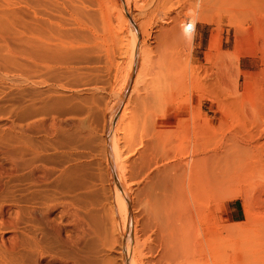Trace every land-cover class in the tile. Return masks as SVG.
Instances as JSON below:
<instances>
[{
  "label": "bare ground",
  "instance_id": "6f19581e",
  "mask_svg": "<svg viewBox=\"0 0 264 264\" xmlns=\"http://www.w3.org/2000/svg\"><path fill=\"white\" fill-rule=\"evenodd\" d=\"M105 1L114 0H94L98 10L101 9L102 23L99 22V27L102 33H98L96 28L99 27H96L95 23L96 26L89 25L91 19L89 24L84 26L83 22L81 26L84 29L86 27V31L89 29L93 36L94 33L100 35L99 41L107 42L108 47L103 53L111 54L113 62L116 54L128 59L129 67L121 78L119 76L121 80H118L122 84L120 91L118 90L117 102L109 116L112 119L117 115L120 105L128 95L132 76L136 71L133 89L131 88V94L128 96L135 101L134 117L141 123L143 132H146L144 127H148L146 135L149 134L144 135L147 137L146 140H142L143 136L140 138V134L137 135L139 139L136 136L138 141L134 138L136 131L130 129L132 116L131 119L128 118L131 123L126 124L127 128L122 127L124 136L121 140L124 139L123 148L126 154L120 149V138L112 136V150L108 147L110 143L106 144L105 152L108 153L106 169L114 173V159L110 153L113 151L117 161L115 169L120 176L119 181H113L115 198L119 207L121 206V217L120 221L118 220L119 235H115L114 230L108 228L106 209L109 210V207L97 200L98 192L92 181V172L88 170L87 158L79 153L80 149L82 152L90 147L95 125L93 127L90 125L91 129L85 121L61 120L58 114L50 118V123L43 118L40 120L29 117L32 113L30 109L40 104L37 103L36 97H40L37 96V92L36 99L31 98L28 100L29 105H22L23 112L21 111L20 116L23 121L9 123L11 124L8 126L9 131L0 136V264H241V261L245 260L247 264H264V245L252 252L241 253L235 227L225 225V233H222L218 217L213 215L214 209L209 208L216 205L220 197L225 196L227 199L233 197L227 192V186L233 177L240 175L244 170L262 168L264 164L262 160L254 161L251 160V156L249 157L254 143L253 145L252 142H248V145L234 143L231 146L209 148L212 145L209 140L207 141L209 144L206 142L207 145H204L201 143L203 141H198L196 137L198 142L194 143L189 153L179 151L174 154L170 148L174 146L176 139L174 140L175 135L172 136L168 130L170 115L168 114L166 121L165 113L171 109L176 117L179 108L185 106L179 105L175 108L174 102L180 95L182 87L180 78L184 79L182 74L188 73L191 78L196 76L197 61L190 42L195 22H205L206 12L196 15L188 8L193 12L191 15L189 11V15L188 11L183 14L182 9L173 10L175 2L179 0H125L127 7L132 8L124 11L126 13L122 27H125L126 37L123 35L122 37L121 32H117L107 18L109 11L107 12ZM192 1L206 10L211 0H188L187 5L191 6ZM124 4H121L123 10ZM231 5L240 14H249L254 24L259 20L257 14L263 10L264 0H235ZM80 6H83V3ZM74 8L70 11L74 12ZM77 23L75 22V26ZM149 23H152V26ZM148 26L154 30L148 31ZM55 37H52L55 41L48 47L50 51L57 52L59 49L61 51L60 55L58 54L59 59L62 58L63 61L62 56L68 41L66 39L65 42L62 36L54 39ZM39 42L40 40L37 43ZM43 44L48 43L43 41ZM43 44L41 46H45ZM67 49L70 50L66 48V51ZM184 50H187V53ZM24 53L23 55L27 54ZM54 53L55 51L53 55ZM114 63L115 71L112 68L106 70L107 80L111 77L115 79L116 72L120 71L116 61ZM238 67L240 68V64ZM239 72L244 77L248 74L240 69ZM22 75L16 79L20 90L23 91L28 86L38 83L29 75ZM139 78L143 82L140 88ZM53 89L49 91L55 90L57 93L56 89ZM201 91L204 90L199 92ZM189 94L191 96V93ZM58 95L51 92L41 95L39 102L43 104V112L62 108L63 96ZM186 98L182 102L187 103ZM67 101H70V98ZM132 112L130 113L133 114ZM48 114L49 118L50 113ZM124 114L122 118H125ZM175 117L173 120L178 118ZM133 127L132 125L131 128ZM194 134L196 136L197 132ZM123 183L126 184V188L132 183L137 184L135 191L140 197L139 213L133 212L134 201L129 199ZM111 205L109 206L112 211ZM11 212H14L12 217Z\"/></svg>",
  "mask_w": 264,
  "mask_h": 264
},
{
  "label": "rangeland",
  "instance_id": "374dc122",
  "mask_svg": "<svg viewBox=\"0 0 264 264\" xmlns=\"http://www.w3.org/2000/svg\"><path fill=\"white\" fill-rule=\"evenodd\" d=\"M30 1L31 0H0V136L9 131L8 126L12 123L23 121L20 116L23 112L22 105H29L28 100L31 98H37V103L40 104H38V107L36 104V110H34L35 107L30 109L32 113L30 112L31 114L29 117L31 116L34 117V119L40 120L43 118L47 123H50L51 119L58 114L60 115L59 118H61V120L85 121L89 127L95 125L92 130V134L94 135L91 134L93 139L90 142V147L88 149L85 148L82 152L80 149L79 153L85 155L87 158L88 170L92 172V181L98 192L97 200L101 203L104 202V204L109 207V210L106 209L108 228L114 230L115 235H119L120 223L118 220L120 221L121 217V206L119 207L117 199L115 198L116 191L113 187V181H119L120 176H118L119 173L116 171L117 169H115L117 168V161L114 158V153L113 151H110L112 150V136L114 138H120V149H122L124 153L126 151L124 149V139L121 140L124 136L122 133V127L127 128L128 125L126 124L131 123L132 121L131 126L133 125L134 127L131 128L130 126V129L134 130V132L136 131V134L134 135L136 140L138 134H140V138L143 136L142 140H146L147 137H144V135L148 132V127L146 125H143L146 126V128L144 127L146 132H143L141 123L134 117L135 101L129 99L128 96L131 94V88L133 89V79H135L136 71L132 76V86L130 85L128 95L124 98L123 104L120 105L117 115L110 119L109 115L111 109L117 102V94L120 91L122 84V82L120 83L119 81L121 80L119 79V76L120 78L122 77L126 69H128L129 64L126 57L116 54L114 62L116 61V64L119 65L118 68H120V71L116 72L115 79H113L114 77H111L110 80L106 79V70L108 68L115 69V63L112 61L113 58H111V54H108L109 57L107 54L103 53L105 48L108 47V44L107 42L99 41L101 37L100 35L97 36V34L94 33L95 36H93V33L89 29L86 31V27L84 29V27L81 26L83 22V25L85 26V24H89L92 20L89 25H97L96 27H99L102 23V18L100 17L101 9L99 8L98 10L94 0H84V2L83 0H64V2H62V0ZM187 1L188 0H179L178 2H175L176 4H174L173 10H175V8H177L176 10L182 9V13L188 11L187 14L192 10L196 15L205 11L206 21L195 22V29L192 33V39L190 42L191 50L193 49L194 57L197 61L196 76L191 78L188 73L182 74L184 79L180 78V81L182 82V87L179 93L180 95L177 96V100L174 102V105L176 104L174 106L175 108L179 105L182 107L185 106L182 109L181 107H178L179 112L177 114L178 116H176L178 118L174 116V111L171 109H168L165 113L166 119L170 115V125L168 130L173 134L172 136L175 135L177 137H173L174 140H176L174 146L171 142L173 147L170 148H172L174 154L179 153V151L189 153V150L194 147V143L197 141L196 137L199 139L198 141H203L201 143H204V145H207L206 142L209 140L208 142L213 145L209 148L231 146V144L234 143H247L248 145V142H252L251 145H253V143L254 145L250 149L252 151H250L251 154L249 157H252L251 160L255 161L256 159H259L264 162V8L257 14L259 20L252 24L253 21L249 14H240L232 7L231 3L235 0H211L210 4L207 6L208 10L199 7L194 1H192L191 6L187 5ZM74 2L78 3L74 4ZM81 2L83 3V6H80L82 4ZM105 2L108 7L107 12L109 11L107 18H109L117 32H121V36L123 35L126 37L125 27H122L124 26L123 19L126 13L124 11H129V8L132 7H127L125 0ZM122 3H125V10H123ZM68 4H71L73 7L71 5L67 6ZM34 5L37 6L34 7ZM74 6L76 8H74ZM71 8H74V12L70 11ZM192 11H190L191 15L193 13ZM75 22H78L79 24H77L80 26L77 24L75 26ZM149 25L152 26V23H149ZM151 26L147 27L148 31L154 30V24L153 27ZM96 29L99 34L102 33L100 27ZM185 33L187 34L186 31ZM53 36H57L54 39L62 36L65 42L68 41L65 46H67L66 48H70V50L67 49L66 51L65 48L64 55L61 54L63 55L62 57H64L63 61H61L62 58L59 59V53H61L59 49L60 52L57 50V53L56 50H54L55 53L53 55L54 51H50L48 47L55 41L52 39ZM49 37L51 39H49ZM36 38L38 41L40 40L39 43L43 44V41L44 43H48L43 44L47 46H41L42 44L40 45L37 43L38 41L36 42ZM46 39L49 41L47 42ZM99 49L102 52L99 51ZM27 50H29V55ZM184 51L187 53V50ZM23 53L27 56L23 55ZM239 64L240 68L238 67ZM45 65L46 67L48 66L47 69ZM239 69L240 71L248 72L247 76H242ZM22 74H25L26 76L29 75V77L35 79V83H38L33 84L32 86L30 85L31 87L28 86L24 89L25 91L20 90L21 88L17 84L16 79L18 80V77ZM186 78H188L187 81ZM46 79H48V81H46ZM52 79H55L56 81L54 80L53 82ZM116 79H119V82H115ZM140 79L141 78H139V80ZM139 80L138 83L140 85L137 83V86L139 85L138 87L140 88L142 87V80H140V82ZM183 80L185 82H183ZM195 83L196 85H194ZM16 85L18 86L16 87ZM53 88L56 89L57 93H55ZM190 88H192L191 91ZM50 89H53L54 92L49 91ZM184 90L187 91V93ZM200 90L204 91L199 92ZM50 92L55 95L59 94L58 96L60 97L63 96L61 97L62 102L66 105L63 104L62 108L58 110L54 108L47 111L50 113V116L53 114V116H49L48 118L49 114L43 112V104L39 102V99L41 95L44 96ZM189 93H191V96ZM198 93L200 94L199 96ZM32 95H34V97H32ZM36 95L40 97H36ZM69 98L70 101L66 102ZM185 98L187 103L182 102ZM128 100H131L132 104L131 101ZM129 103L131 105H128ZM170 106L172 107L173 103L172 105L170 104ZM40 111L41 113H38ZM58 111L61 113H57ZM35 112L36 114L38 113L37 115H40V117L37 116ZM121 113H125V118L121 117ZM132 116L133 119H131ZM173 116L176 118L175 120H173ZM171 117H173V119H170ZM128 118H130L131 121H129ZM170 120L172 121L170 122ZM119 121L124 122V124ZM166 121H168V119ZM196 132L197 135L198 133L201 135L199 134L198 136H195L194 133ZM148 135L149 134L146 136ZM108 143H110L108 147L111 148L109 151L113 154L112 157L114 159V175L111 171L106 169V154L108 153L105 151L106 144ZM190 143H192L193 146ZM123 185L126 188V184L123 183ZM136 185V183L130 184L131 187L128 186L126 191L128 192L129 199H131L132 202L134 201V205L139 208L136 209L134 206L136 211L133 209V212L139 213L140 205H138V202L140 201V197L135 191ZM257 185L259 186L258 188ZM262 185L264 186V164L261 169H250L249 171L244 170L240 175L233 177L232 181L227 186V192L230 195H233V197L231 199H227L225 196L220 197L216 202V205H211L212 207H209L210 209L215 210H213V213L215 212L213 215L218 217L217 221L221 224L222 233H225L226 226L235 227L236 234H238L237 238L239 240L241 253L252 252L256 249H260V247L264 245V235L262 234L264 233V187ZM108 204H112V211ZM231 210H233L232 213H230ZM13 214L14 212H11L10 216L12 217ZM113 218L115 221L111 220ZM110 222L112 223L110 224ZM115 226L117 228H115ZM241 264H247V260L241 261Z\"/></svg>",
  "mask_w": 264,
  "mask_h": 264
},
{
  "label": "crops",
  "instance_id": "0c3cea01",
  "mask_svg": "<svg viewBox=\"0 0 264 264\" xmlns=\"http://www.w3.org/2000/svg\"><path fill=\"white\" fill-rule=\"evenodd\" d=\"M233 212V210H231V212L230 213H232Z\"/></svg>",
  "mask_w": 264,
  "mask_h": 264
}]
</instances>
